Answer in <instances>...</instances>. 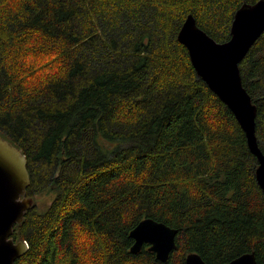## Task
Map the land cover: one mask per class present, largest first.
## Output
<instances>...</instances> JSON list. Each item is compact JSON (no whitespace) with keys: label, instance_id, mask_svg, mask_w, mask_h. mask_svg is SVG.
I'll return each mask as SVG.
<instances>
[{"label":"trees","instance_id":"obj_1","mask_svg":"<svg viewBox=\"0 0 264 264\" xmlns=\"http://www.w3.org/2000/svg\"><path fill=\"white\" fill-rule=\"evenodd\" d=\"M257 0H0V134L23 149L16 264H264L258 159L198 76L178 33L189 14L220 42ZM264 153V33L240 63ZM178 230L166 262L131 247L144 218Z\"/></svg>","mask_w":264,"mask_h":264},{"label":"water","instance_id":"obj_2","mask_svg":"<svg viewBox=\"0 0 264 264\" xmlns=\"http://www.w3.org/2000/svg\"><path fill=\"white\" fill-rule=\"evenodd\" d=\"M264 33V0L244 2L234 15L229 40L220 42L202 29L189 14L178 39L189 52L195 70L208 87L230 108L245 131L249 149L258 159L256 179L264 191V153L256 133L258 108L243 84L240 63ZM27 157L23 149L0 134V264H16L28 250L26 240L13 238L16 224L23 222L28 209L38 203L26 196L30 185ZM178 230L147 217L130 232L131 247L138 253L145 244L156 257L166 262L176 248ZM186 264H208L195 252L187 254ZM255 252L245 253L223 264H256Z\"/></svg>","mask_w":264,"mask_h":264},{"label":"rangeland","instance_id":"obj_3","mask_svg":"<svg viewBox=\"0 0 264 264\" xmlns=\"http://www.w3.org/2000/svg\"><path fill=\"white\" fill-rule=\"evenodd\" d=\"M54 196H55V190L52 188H49L43 191L41 194H38L37 199H38L39 209L46 208L51 203Z\"/></svg>","mask_w":264,"mask_h":264},{"label":"flooded vegetation","instance_id":"obj_4","mask_svg":"<svg viewBox=\"0 0 264 264\" xmlns=\"http://www.w3.org/2000/svg\"><path fill=\"white\" fill-rule=\"evenodd\" d=\"M26 196H30V195H27V194H26Z\"/></svg>","mask_w":264,"mask_h":264}]
</instances>
